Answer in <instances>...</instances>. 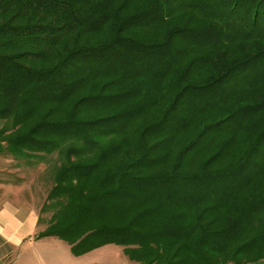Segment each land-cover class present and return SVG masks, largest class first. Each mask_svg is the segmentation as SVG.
Listing matches in <instances>:
<instances>
[{"label":"trees","instance_id":"trees-1","mask_svg":"<svg viewBox=\"0 0 264 264\" xmlns=\"http://www.w3.org/2000/svg\"><path fill=\"white\" fill-rule=\"evenodd\" d=\"M0 120L64 157L36 238L264 264V0H0Z\"/></svg>","mask_w":264,"mask_h":264},{"label":"rangeland","instance_id":"rangeland-1","mask_svg":"<svg viewBox=\"0 0 264 264\" xmlns=\"http://www.w3.org/2000/svg\"><path fill=\"white\" fill-rule=\"evenodd\" d=\"M4 126L9 127L0 120V130ZM63 159V154L60 152L30 158L0 154V199L2 197L4 202L14 199L21 204L36 206L40 212L38 222L46 227L52 211H43L42 208L55 184V173L63 163ZM77 262L78 264H142L131 259L125 253L124 247L116 244H107L86 253L78 257Z\"/></svg>","mask_w":264,"mask_h":264},{"label":"crops","instance_id":"crops-1","mask_svg":"<svg viewBox=\"0 0 264 264\" xmlns=\"http://www.w3.org/2000/svg\"><path fill=\"white\" fill-rule=\"evenodd\" d=\"M4 201L1 197L0 264H78L77 258L84 254L74 255L66 240L56 236L36 238L45 229L38 222L36 206L14 199Z\"/></svg>","mask_w":264,"mask_h":264}]
</instances>
